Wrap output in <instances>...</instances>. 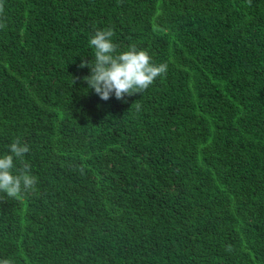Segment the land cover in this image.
Returning a JSON list of instances; mask_svg holds the SVG:
<instances>
[{"label":"trees","instance_id":"1","mask_svg":"<svg viewBox=\"0 0 264 264\" xmlns=\"http://www.w3.org/2000/svg\"><path fill=\"white\" fill-rule=\"evenodd\" d=\"M2 3L0 156L37 183L0 193V259L264 264V0ZM106 27L168 64L126 103L79 67Z\"/></svg>","mask_w":264,"mask_h":264},{"label":"clouds","instance_id":"2","mask_svg":"<svg viewBox=\"0 0 264 264\" xmlns=\"http://www.w3.org/2000/svg\"><path fill=\"white\" fill-rule=\"evenodd\" d=\"M0 13L3 3L0 0ZM6 25L0 22V28ZM115 31L111 27L97 28L88 39V47L92 50V61L82 62L80 68H89L90 75L84 78L88 87L103 101L115 97L127 102L124 98L147 90L157 78L166 77L167 63H154L147 50L130 45L125 51H118L114 42ZM137 110L139 103L135 104ZM30 149L27 143L17 137L9 145L6 154L0 156V193L9 198H17L23 192L34 188L37 177L31 174L30 164L25 156ZM16 161L22 165L16 169ZM16 169L17 174H13ZM226 251H232L226 245ZM0 264H13L8 258L0 259Z\"/></svg>","mask_w":264,"mask_h":264}]
</instances>
